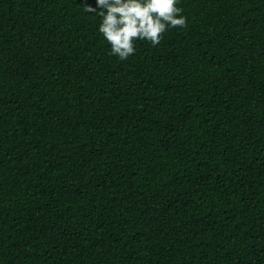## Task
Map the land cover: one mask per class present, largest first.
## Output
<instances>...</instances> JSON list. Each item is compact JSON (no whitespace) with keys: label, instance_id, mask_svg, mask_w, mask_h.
Listing matches in <instances>:
<instances>
[{"label":"trees","instance_id":"16d2710c","mask_svg":"<svg viewBox=\"0 0 264 264\" xmlns=\"http://www.w3.org/2000/svg\"><path fill=\"white\" fill-rule=\"evenodd\" d=\"M96 3L0 0V264H264V0L127 60Z\"/></svg>","mask_w":264,"mask_h":264},{"label":"clouds","instance_id":"9594fccd","mask_svg":"<svg viewBox=\"0 0 264 264\" xmlns=\"http://www.w3.org/2000/svg\"><path fill=\"white\" fill-rule=\"evenodd\" d=\"M179 0H97L102 22L99 32L111 46V55L127 60L135 54L136 41L158 45L170 28H186L187 17Z\"/></svg>","mask_w":264,"mask_h":264}]
</instances>
